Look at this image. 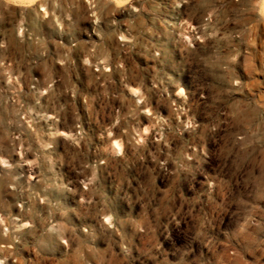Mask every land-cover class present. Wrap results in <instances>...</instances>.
I'll list each match as a JSON object with an SVG mask.
<instances>
[{"label":"clouds","instance_id":"1","mask_svg":"<svg viewBox=\"0 0 264 264\" xmlns=\"http://www.w3.org/2000/svg\"><path fill=\"white\" fill-rule=\"evenodd\" d=\"M0 264H264V0H0Z\"/></svg>","mask_w":264,"mask_h":264}]
</instances>
